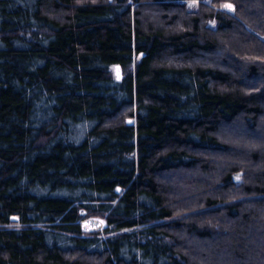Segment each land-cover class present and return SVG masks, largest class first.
Masks as SVG:
<instances>
[{
  "label": "trees",
  "instance_id": "trees-1",
  "mask_svg": "<svg viewBox=\"0 0 264 264\" xmlns=\"http://www.w3.org/2000/svg\"><path fill=\"white\" fill-rule=\"evenodd\" d=\"M0 264H264V0H0Z\"/></svg>",
  "mask_w": 264,
  "mask_h": 264
},
{
  "label": "built area",
  "instance_id": "built-area-1",
  "mask_svg": "<svg viewBox=\"0 0 264 264\" xmlns=\"http://www.w3.org/2000/svg\"><path fill=\"white\" fill-rule=\"evenodd\" d=\"M83 226H86L92 230L101 229L103 227L102 220L99 219H87L82 222Z\"/></svg>",
  "mask_w": 264,
  "mask_h": 264
},
{
  "label": "water",
  "instance_id": "water-1",
  "mask_svg": "<svg viewBox=\"0 0 264 264\" xmlns=\"http://www.w3.org/2000/svg\"><path fill=\"white\" fill-rule=\"evenodd\" d=\"M127 124H129V125H131L132 124V120H129V121H127ZM117 191H119V190H117ZM13 221H17V218H11Z\"/></svg>",
  "mask_w": 264,
  "mask_h": 264
},
{
  "label": "rangeland",
  "instance_id": "rangeland-1",
  "mask_svg": "<svg viewBox=\"0 0 264 264\" xmlns=\"http://www.w3.org/2000/svg\"><path fill=\"white\" fill-rule=\"evenodd\" d=\"M226 9H230V7L229 6H226Z\"/></svg>",
  "mask_w": 264,
  "mask_h": 264
},
{
  "label": "snow or ice",
  "instance_id": "snow-or-ice-1",
  "mask_svg": "<svg viewBox=\"0 0 264 264\" xmlns=\"http://www.w3.org/2000/svg\"><path fill=\"white\" fill-rule=\"evenodd\" d=\"M230 7V6H229Z\"/></svg>",
  "mask_w": 264,
  "mask_h": 264
}]
</instances>
